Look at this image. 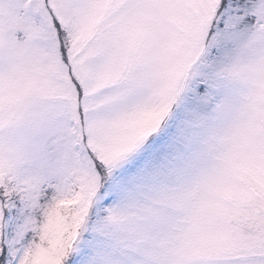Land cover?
Segmentation results:
<instances>
[{"label":"snow or ice","instance_id":"6c2138e0","mask_svg":"<svg viewBox=\"0 0 264 264\" xmlns=\"http://www.w3.org/2000/svg\"><path fill=\"white\" fill-rule=\"evenodd\" d=\"M0 264H264V0H0Z\"/></svg>","mask_w":264,"mask_h":264}]
</instances>
